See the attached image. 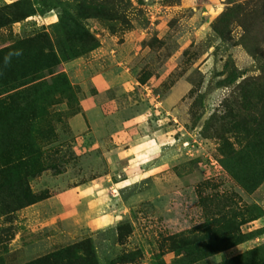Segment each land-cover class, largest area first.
<instances>
[{"label": "rangeland", "instance_id": "1", "mask_svg": "<svg viewBox=\"0 0 264 264\" xmlns=\"http://www.w3.org/2000/svg\"><path fill=\"white\" fill-rule=\"evenodd\" d=\"M0 264H264V0H0Z\"/></svg>", "mask_w": 264, "mask_h": 264}, {"label": "trees", "instance_id": "2", "mask_svg": "<svg viewBox=\"0 0 264 264\" xmlns=\"http://www.w3.org/2000/svg\"><path fill=\"white\" fill-rule=\"evenodd\" d=\"M20 206V208H22V205H19ZM17 210V209H16ZM239 258H241V257H239Z\"/></svg>", "mask_w": 264, "mask_h": 264}]
</instances>
